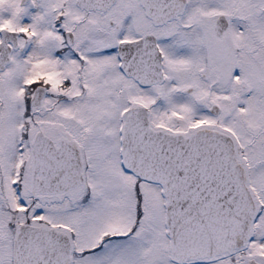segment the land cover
I'll list each match as a JSON object with an SVG mask.
<instances>
[{"label":"snow or ice","instance_id":"obj_1","mask_svg":"<svg viewBox=\"0 0 264 264\" xmlns=\"http://www.w3.org/2000/svg\"><path fill=\"white\" fill-rule=\"evenodd\" d=\"M0 264H264V0H0Z\"/></svg>","mask_w":264,"mask_h":264}]
</instances>
